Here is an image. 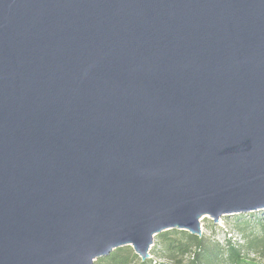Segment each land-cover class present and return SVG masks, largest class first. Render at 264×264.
<instances>
[{"label":"water","instance_id":"obj_1","mask_svg":"<svg viewBox=\"0 0 264 264\" xmlns=\"http://www.w3.org/2000/svg\"><path fill=\"white\" fill-rule=\"evenodd\" d=\"M260 211L264 0H0V264Z\"/></svg>","mask_w":264,"mask_h":264},{"label":"trees","instance_id":"obj_2","mask_svg":"<svg viewBox=\"0 0 264 264\" xmlns=\"http://www.w3.org/2000/svg\"><path fill=\"white\" fill-rule=\"evenodd\" d=\"M250 227H257L260 235L248 233L247 229ZM234 228L244 238L241 245L234 244L230 239L222 246L218 243L210 244L201 236H193L184 231H168L155 237L156 245L149 254L162 261L154 264H257L249 256H264V215L249 222L237 219ZM136 262L137 264L153 263L151 259L139 262L133 250L125 247L112 251L109 256L96 260L94 264H136Z\"/></svg>","mask_w":264,"mask_h":264},{"label":"rangeland","instance_id":"obj_3","mask_svg":"<svg viewBox=\"0 0 264 264\" xmlns=\"http://www.w3.org/2000/svg\"><path fill=\"white\" fill-rule=\"evenodd\" d=\"M264 215V212H250V213H244V214H233L230 216H224L221 217L216 223H214L208 216H204L200 218V229H201V237L210 244L218 243L219 245H224L225 242L230 239L231 242H233L236 245H241L244 242V238L242 237L237 230H235V220L242 219L253 221L254 219H257L258 217H262ZM169 231H177L178 230H169ZM248 233H253L254 235H260V230L257 227H250L247 229ZM168 232V231H165ZM171 232V233H172ZM183 232V231H180ZM164 233V232H163ZM156 245V240L154 238L153 240V246L151 247L149 253L152 251V249ZM129 247V246H126ZM125 248V247H122ZM131 249V247H129ZM160 249V247H158ZM132 250V249H131ZM157 249L155 248V251ZM250 259L254 260L257 264H264V256L263 255H250ZM148 259L152 260V264L162 262L158 259H156L154 256L150 254V257ZM139 262H142L139 259ZM95 263V262H94ZM138 262H136L137 264Z\"/></svg>","mask_w":264,"mask_h":264}]
</instances>
